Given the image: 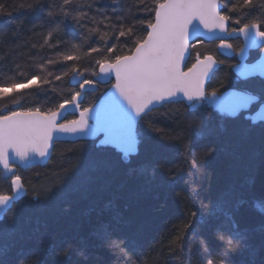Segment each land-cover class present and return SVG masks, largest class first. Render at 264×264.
Returning a JSON list of instances; mask_svg holds the SVG:
<instances>
[{
	"label": "snow or ice",
	"instance_id": "snow-or-ice-1",
	"mask_svg": "<svg viewBox=\"0 0 264 264\" xmlns=\"http://www.w3.org/2000/svg\"><path fill=\"white\" fill-rule=\"evenodd\" d=\"M139 4L142 7L137 8V13L142 11L153 15L141 17L128 11L119 15L115 11L109 13L101 0H54L53 3L35 0V3L27 5L32 11L43 13L40 18L42 26L49 29L43 37L44 45L54 49L60 58L46 59V63L30 68L28 75L18 73L19 65L12 63L11 55L5 54L0 61L9 65L7 72L12 73V76L5 74L0 77V103L6 105L0 110V167L8 173L6 179L10 180L7 192H0V208L5 209L4 219L0 220V241L5 240L9 226L17 224L16 213L20 203L17 197L21 192L24 197L28 195L27 181L18 174L13 158L20 162H26L34 155L51 159L54 140L62 134L77 135L82 139L104 132L105 142L131 145L135 142V126L141 123L145 125L146 134L155 141L154 157L141 175L161 185L174 184L178 179L177 163L195 172L206 167L208 161L217 155L218 145L214 140L201 142L202 137L217 133L210 126L205 112L198 115L189 113L193 117L191 120L187 116L182 117L180 112L153 113L176 104L178 93H182L189 102L188 107L193 104L205 109L215 107L225 114L247 109L253 102L264 103V89L258 94H225L215 88L208 91L206 83L211 84L213 70L222 63L209 52L196 51L195 62L188 66L193 55L191 50L198 49L203 43L199 39L202 33L193 31L197 29L194 22L208 32L219 30L230 35L242 34L246 47H255L256 38L264 45V0H153L151 7L145 0H139ZM7 8L8 5L0 3V14H10ZM230 25L235 26L230 28ZM69 28L80 31L79 43L65 42L66 29ZM192 36L197 38L193 41ZM232 47L223 39L218 45L219 49ZM69 48L71 50L65 51ZM233 51L241 59V63L234 66L239 76L251 80L258 75L264 84V64L259 61L243 63L244 47L239 52ZM42 72L47 75H40ZM113 75L115 83L112 87L119 93V98L115 95L107 97V110L103 104L94 108L91 103H86L83 90L95 89L98 83L105 82L97 78ZM65 80L70 85L73 80H78V83L72 91L61 96L56 88ZM28 93L43 96L46 106L41 107L36 102L28 105L17 98ZM68 106H72L74 116L79 113L77 118L64 116ZM90 118L96 120L91 129ZM162 122H171L172 127L168 128L167 124L159 126ZM169 152H175L178 159L170 161L167 157ZM81 164L82 159H78L69 167H62L60 173H53L49 178L50 186L33 190L32 202L43 203L54 188L60 190L66 186L80 170ZM100 166L97 162L96 167L99 169ZM260 167L264 172V156ZM191 195L199 197L200 193L193 189ZM205 213L220 242L219 250L212 251L204 246L200 252L207 264H233L232 258L236 254L249 257L254 254L250 235L242 232L234 219L236 210L231 196L221 193L208 205L200 201V208L190 215L198 221ZM190 227L186 223L184 231ZM98 236L104 245L117 246L108 231L102 230ZM117 239L121 240L120 246L125 252L135 257L136 264H142L135 253L134 241L127 237ZM261 239L260 256L261 264H264V236ZM55 253L57 258L49 260L42 258L36 249H30L9 259L7 245L4 244L0 245V264H91L85 241L62 240ZM125 264H132V260H126ZM240 264H254V261L245 259Z\"/></svg>",
	"mask_w": 264,
	"mask_h": 264
},
{
	"label": "trees",
	"instance_id": "trees-1",
	"mask_svg": "<svg viewBox=\"0 0 264 264\" xmlns=\"http://www.w3.org/2000/svg\"><path fill=\"white\" fill-rule=\"evenodd\" d=\"M53 3L54 0H47ZM109 13L122 11L137 13L142 7L139 0H101ZM8 5L10 14H0V61L5 54L12 56V63L18 64L19 74L28 75L29 69L46 63V59H58L60 54L44 45L43 37L49 29L42 26L43 13L30 10L27 5L35 0H0ZM151 7L153 0H145ZM23 5L24 7H20ZM47 11V9H45ZM95 11V8L92 10ZM92 13L90 12L89 15ZM235 25H230L234 27ZM68 35L65 42L79 43L81 33L76 28L66 29ZM7 41V43H5ZM198 49L191 50L193 55L188 66L195 61V52H209L215 56L219 64L211 78L209 88L218 91L228 87L248 89L260 93L264 84L260 78L251 80L237 79L231 66L237 62L236 54L239 45L232 44V54L221 55L215 43L201 40ZM71 50L66 49L65 51ZM255 56L250 54V59ZM9 65L0 63V77L12 76L7 72ZM40 75H47L46 72ZM78 83L59 82L56 92L64 96L73 90ZM112 83H98L95 91H84L86 103H94ZM28 105L36 102L45 107L43 96L28 93L17 97ZM59 101H56L58 103ZM188 104L179 100L176 104L159 112H180L182 117L193 119L189 113L205 112L210 126L216 130L215 136L201 138L202 143L215 141L218 152L208 161L206 167L192 172L177 163L178 179L174 184L161 185L158 181H149L141 173L154 157L155 141L145 132V125L138 123L135 127V143L138 153L134 155L112 148L101 141V138L78 141L55 142L51 159L43 165L27 169L17 167V172L27 181L25 188L27 197H21L17 206V224L9 226L5 240L0 245H7L8 258L18 252L36 249L42 258L56 259L55 249L65 239L74 242L85 241L88 244L91 264H125L128 259L136 264L135 257L126 253L120 246L117 237H127L134 241L135 253L142 264H207L200 256L204 246L212 251L219 250L220 242L216 239L213 229L209 226L210 218L205 216L198 221L193 220L190 213L200 208V201L205 205L214 201L221 193L232 197L233 208L236 210L234 219L240 230L250 235V247L254 249L252 256L236 254L233 264H240L251 259L254 264H261V244L264 236V172L260 161L264 156V119L255 121L243 113L235 117L221 116L211 109L197 107L192 110ZM51 106H54L51 105ZM6 105L0 103V110ZM72 113L67 119H73ZM171 122H162L159 126ZM167 130V128H166ZM75 154V155H73ZM170 161L177 160L175 152L167 153ZM71 158V159H69ZM82 159L80 170L62 189H53L48 198L40 204L31 200L34 189L50 186L49 179L53 173H60L62 167ZM100 162V168L96 167ZM39 178V179H37ZM10 180L0 170V192H7ZM193 189L200 193L199 197L191 195ZM67 208V211L65 209ZM201 211H204L201 209ZM8 215H11L9 213ZM5 213L0 218L3 220ZM6 223V220H5ZM191 225L187 232L185 224ZM21 227L24 231L21 232ZM108 231L116 243L112 248L104 245L98 233ZM199 241V243H198ZM233 250L234 246H233ZM179 253V255H176ZM75 259V257L73 258ZM212 259V257H208Z\"/></svg>",
	"mask_w": 264,
	"mask_h": 264
},
{
	"label": "water",
	"instance_id": "water-1",
	"mask_svg": "<svg viewBox=\"0 0 264 264\" xmlns=\"http://www.w3.org/2000/svg\"><path fill=\"white\" fill-rule=\"evenodd\" d=\"M197 24V29L193 30V31H198V33H202V35H199V39L200 40H204V41H214V40H225L227 42L228 39L232 38V37H235V36H240L243 41H244V48H245V59L243 61V63L245 64H255L257 61H259L261 64H264V55H262V53H264V46L261 48L260 50V53H259V56L252 62H247V57H248V52L250 49H253V48H256L258 45H260V41H259V38H256V46L255 47H246V41H245V38L242 34H232L230 35L229 33L227 32H220L219 30H214L213 32H208V30L204 29L203 26L201 25H198V22H194ZM197 37L196 36H192V39L193 41L196 39ZM228 43V42H227ZM219 52L223 55H230L231 52H232V49H219ZM239 52V51H238ZM237 58H238V62L235 63L233 66H232V71L233 73L238 76L240 79H244V78H241L239 76V74L235 71L234 69V66H237L241 63V59L240 57L237 55ZM195 62V61H194ZM217 69V67L213 70V72ZM258 76V75H257ZM97 79H101L105 82H100V83H108L110 80H112V83L109 85V87L98 97V99L92 104L93 107L95 108L96 106H100V105H104L106 110L108 108L107 104H106V98L109 97V96H113L115 95L116 97L119 98V93L116 92V90L112 87V85L115 83V79H114V75L113 76H108V77H102V78H97ZM73 82H76V80H73ZM207 85V83H206ZM85 90H88V91H95L96 90V86H95V89L93 88H86ZM246 91H243V90H239V89H236V88H226L224 89L221 93H225V94H231V93H245ZM248 94H252V93H249V92H246ZM176 100L179 101V100H182L184 102H186L187 104L189 102L186 101V98L183 96L182 93H178L177 94V97H176ZM126 104V102H123ZM199 106V104H193L190 108L192 110L196 109L197 107ZM213 111H215L217 114L221 115V116H227V117H235L237 116L240 112L242 111H245L247 109H239V110H236V111H232L230 112V114H225V113H222L220 111H218L215 107H212ZM69 113H73V108L72 106H68L67 107V110L64 112V116L66 117L67 114ZM254 120L255 121H260L262 119H264V103L261 104L259 106V109L257 110V112H255L254 114ZM89 128L91 129L93 126L96 125V120L95 119H92L90 118L89 121ZM136 127V126H135ZM135 132V130H134ZM55 135V134H54ZM100 137L101 138V141L112 147V148H115L117 150H120V151H125L127 154L129 155H134L137 151V146H136V143H132L131 145L129 144H123V143H115V142H105L106 141V136H105V133L104 132H97L96 134L94 135H88V136H85L84 138H79L77 135H72V134H62L60 136H57L54 140V144L55 142H59V141H78V140H90V139H96ZM53 151V150H52ZM52 154V152H51ZM14 160V164L17 165V167H19L20 169H27V168H30V167H33V166H37V165H40V166H43L45 165L49 159H44V158H40L39 156H33L31 159H29L28 161L26 162H20L18 159L16 158H13ZM0 170H2L4 172V175L7 177L8 176V173H6L2 167H0ZM23 192L20 193V195L17 197V199H19L20 197L23 196ZM5 213V209L3 208H0V218L3 216V214Z\"/></svg>",
	"mask_w": 264,
	"mask_h": 264
},
{
	"label": "flooded vegetation",
	"instance_id": "flooded-vegetation-1",
	"mask_svg": "<svg viewBox=\"0 0 264 264\" xmlns=\"http://www.w3.org/2000/svg\"><path fill=\"white\" fill-rule=\"evenodd\" d=\"M232 40L235 41V42L239 45V47H238V49H237V51H236V52H238L239 49L242 48V47L244 46V41H243V39H242L240 36H235V37H232V38L228 39L227 42L230 43L229 41H232ZM207 42H212V41H207ZM213 42H214L215 45H216V50L218 51L219 54H221V53L219 52V50H218V45H219L220 41H219V40H214ZM263 46H264V45H261V44H260V45H258L256 48L250 49L249 52H248L247 62H252V61H254V60L259 56L260 50H261V48H262ZM231 54H232V53H231ZM231 54H230V55H231ZM250 54H253L255 57H254L253 59H250V58H249V57H250ZM221 55H223V54H221ZM225 56H229V55H225ZM236 57H237V55H236ZM237 62H238V58H237ZM237 62H235V63H237ZM235 63H233L232 66H233ZM218 66H219V65H218ZM232 66H231V69H232ZM217 69H218V67H217ZM217 69H216L214 72H216ZM214 72H213V74H214ZM213 74H212V76H213ZM235 76H236V75H235ZM258 77H259V76H256V78H258ZM236 78H237V79H240L238 76H236ZM259 78H260V77H259ZM241 80H245V79H241ZM228 88H231V87H228ZM232 88H236V87H232ZM206 89H207L208 91H211V88L208 87V84L206 85ZM236 89H238V88H236ZM223 90H224V89H223ZM223 90H220L219 92H222ZM239 90H243V91H246V92H249V93H252V94H256V93H253L252 91H249L248 89H240V88H239ZM92 104H93V103H92ZM92 104H91V105H92ZM261 104H263V103L253 102L247 110L242 111V112H240L239 114L243 113L246 117H250V118L254 119V118H253V117H254V114H255V112H257V110L259 109V106H260ZM198 107H201V106L199 105ZM208 109L213 110L212 107H210V108H208ZM72 114H73V113H72ZM78 115H79V113L77 112V113L75 114V116H76L75 118H77ZM73 119H74V118H73Z\"/></svg>",
	"mask_w": 264,
	"mask_h": 264
},
{
	"label": "bare ground",
	"instance_id": "bare-ground-1",
	"mask_svg": "<svg viewBox=\"0 0 264 264\" xmlns=\"http://www.w3.org/2000/svg\"><path fill=\"white\" fill-rule=\"evenodd\" d=\"M232 53V52H231ZM239 89V88H238Z\"/></svg>",
	"mask_w": 264,
	"mask_h": 264
}]
</instances>
